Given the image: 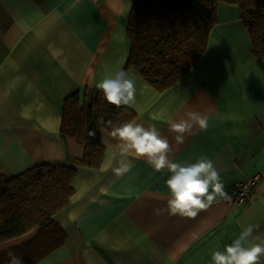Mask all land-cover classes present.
I'll return each mask as SVG.
<instances>
[{"label": "crops", "instance_id": "1", "mask_svg": "<svg viewBox=\"0 0 264 264\" xmlns=\"http://www.w3.org/2000/svg\"><path fill=\"white\" fill-rule=\"evenodd\" d=\"M130 7L131 0H0V175L40 164L77 170L74 194L52 217L65 243L37 264H213L211 253L249 224L259 225L249 242L264 243V61L252 56L234 5H218L203 57L170 89L156 92L135 70L125 71L136 79L134 120L155 124L175 161L210 159L227 194L236 181L256 177L253 199L228 208L217 197L192 219L156 215L170 174L141 158L117 176V141L106 131L99 168L71 164L83 148L60 136L63 101L125 69ZM188 112L205 115L207 127L194 125L178 145L168 121ZM37 232L0 242V252Z\"/></svg>", "mask_w": 264, "mask_h": 264}, {"label": "trees", "instance_id": "2", "mask_svg": "<svg viewBox=\"0 0 264 264\" xmlns=\"http://www.w3.org/2000/svg\"><path fill=\"white\" fill-rule=\"evenodd\" d=\"M220 3L237 7L252 56L264 61V0H131L124 70H135L156 92L173 87L203 57ZM134 119L130 108L108 104L98 89L86 90L82 97L80 92L69 95L63 101L59 133L83 148L82 157L71 164L99 168L104 154L101 133L110 134L113 126ZM76 174L73 166L40 164L17 175H0V242L38 228L26 243L1 251L0 264H9V252L22 264H37L65 243L52 217L69 203Z\"/></svg>", "mask_w": 264, "mask_h": 264}, {"label": "clouds", "instance_id": "3", "mask_svg": "<svg viewBox=\"0 0 264 264\" xmlns=\"http://www.w3.org/2000/svg\"><path fill=\"white\" fill-rule=\"evenodd\" d=\"M95 87L102 92L103 99L108 104L117 108H131L136 103L135 76L125 70L117 68L111 74H106ZM108 124L112 125V121H108ZM194 125H198L200 129L206 128L207 117L198 112H188L186 118L169 120L168 130L174 134L179 145L185 142L186 134L191 133ZM110 136L117 141L114 148L120 156L119 166L113 169L117 176L130 171L132 159L141 158L146 159L156 173L166 170L170 174L166 180L169 193L166 204L163 208L154 210L156 215L167 212L170 216L192 219L209 208L217 197L230 199L213 162L206 157H200L194 163L175 161L167 137L162 135L155 124L145 127L135 120L124 122L113 126ZM258 227L259 225L249 224L222 251L214 250L211 253L213 264H262L264 243L249 242L254 229ZM8 255L9 264H22L20 257L11 252Z\"/></svg>", "mask_w": 264, "mask_h": 264}, {"label": "built area", "instance_id": "4", "mask_svg": "<svg viewBox=\"0 0 264 264\" xmlns=\"http://www.w3.org/2000/svg\"><path fill=\"white\" fill-rule=\"evenodd\" d=\"M97 1L98 0H93V2ZM256 180V177H252L236 181L229 190L228 197H230V199L224 198L227 207L237 208L245 204L249 199H253V188L256 184Z\"/></svg>", "mask_w": 264, "mask_h": 264}]
</instances>
